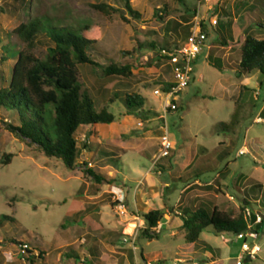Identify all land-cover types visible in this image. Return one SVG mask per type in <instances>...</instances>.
<instances>
[{
    "label": "rangeland",
    "instance_id": "rangeland-1",
    "mask_svg": "<svg viewBox=\"0 0 264 264\" xmlns=\"http://www.w3.org/2000/svg\"><path fill=\"white\" fill-rule=\"evenodd\" d=\"M25 1L24 4L21 0H0V57L7 43L18 50L25 49L17 36L6 39L4 33L34 17L49 16L63 24L90 23L98 27L101 38L90 51L92 59L101 67L111 62L129 65L133 74L129 78L106 77L101 67L79 65V81L94 98L96 109L108 106L115 115L126 110L121 102L125 93L140 95L146 108L152 107L161 113L162 99L153 90L157 82L172 80V76L167 62L156 52L166 44H183L188 37L184 38L183 30L191 26L197 15L204 16L206 21L217 17L218 25L207 31L209 48L198 56L192 81L178 100V110L166 116V127L170 140L175 142L173 148L183 147L194 152L200 149L192 174H197L203 182L217 179L213 185H207L211 189L203 190L206 202L214 200L219 209L237 214L246 200L251 213L264 219V122L258 120H264L263 110L260 111L264 106V75L248 74L237 67L245 36L264 38V0H130L138 16L126 10L124 0ZM100 2L113 6L117 12L103 15L93 8ZM42 39L44 43L33 50L38 57H43L49 45L44 36ZM211 62L222 65L223 69ZM12 64V60L0 63V86L1 76L9 79ZM237 100L243 107L237 129L233 133H216L215 126L230 119ZM156 117L151 115L143 122L134 116L131 118L137 128L146 130L160 123L151 120ZM13 122L12 113L0 108V160L5 153L13 154L8 165L0 166V264H30L18 256V243H28L32 249L46 252L42 259L32 257L36 264H70V260L75 261L74 254L95 264L101 252L115 256L119 264L123 263L121 256L132 262L135 256L139 264H145L141 253L150 264H236L237 258L243 255L241 241L233 234L217 235L211 227L203 230L195 243H187L182 229H171L172 221L182 224L180 214H173L168 223L163 218L158 238L141 237L140 230L136 250L126 244L119 245L122 242L116 233L80 236L81 243L78 232L84 230V214L96 205L80 201L75 207L77 191L85 190V180L89 178L85 173L87 167L81 163L86 162L90 150L94 151L96 161L105 156L94 149L96 144L91 142L89 133L78 131L79 166L70 170L59 159L45 157L10 133L6 125ZM152 142H143L141 148L145 152L131 151L132 157L120 155L112 158L110 164L125 172L131 167L148 169L154 163L151 156L158 151ZM206 167L209 169L205 170ZM121 180L120 172L116 173L112 186L122 189ZM178 196L184 197L183 207L186 196ZM111 205L114 208L113 201ZM102 208L113 214L107 202ZM255 243L260 251L254 258L245 257L244 264H264V227Z\"/></svg>",
    "mask_w": 264,
    "mask_h": 264
},
{
    "label": "trees",
    "instance_id": "trees-1",
    "mask_svg": "<svg viewBox=\"0 0 264 264\" xmlns=\"http://www.w3.org/2000/svg\"><path fill=\"white\" fill-rule=\"evenodd\" d=\"M21 3L25 4L26 1L21 0ZM124 7L132 16H138L130 0H124ZM93 8L105 16L117 12L116 8L104 2L94 4ZM206 23V20L202 21V28L208 31ZM190 27L183 30L184 38L189 35ZM11 35L17 36L25 45V49L18 50L8 43L4 46L0 63L12 60L13 64L10 67L9 79L5 80L1 76L3 84L0 86V108L12 113L14 117V122L6 125L7 130L45 157L57 158L66 168L73 170L79 166L78 159L81 154L77 132L81 127L110 124L120 121L122 117L132 116L143 122L149 120L151 115H158L152 107L146 108L143 97L136 93L124 94L121 102L126 110L118 115L110 112L108 106L95 108L94 98L79 81L78 66L101 67L90 54L101 38L98 27L90 23L72 26L49 16H41L20 23L10 33H4L6 39ZM43 36L49 45L46 46L43 57H38L33 50L38 44L44 43ZM180 45L182 42L174 43L172 46L166 44L156 52L158 57L167 62L170 73L172 66L169 63V53ZM211 64L223 69L222 65L215 62ZM237 67L248 74L260 72L264 75V38L245 36L239 50ZM101 68L106 77L129 78L133 74L129 65L118 66L111 62ZM156 84L163 87L169 85L166 81H159ZM114 97L117 98L118 95L114 94ZM113 101L112 99L111 102ZM242 109L241 103L237 100L230 119L218 123L215 132L233 133L240 124ZM262 112L264 115V109ZM12 157V153L3 154L0 166L8 165ZM171 157L170 154L166 158ZM81 164L87 166L85 162ZM207 169L209 168L206 167L205 170ZM85 173L98 184L110 183L109 179L92 168H86ZM247 205L248 202L243 200L237 214L221 210L217 206L210 210L200 207L194 212L188 208L182 209L179 215L182 220L180 229L185 233V241L195 243L208 227L217 235L236 234L245 230L248 225L245 217ZM164 215V209H154L145 214L143 217L148 228L143 230L142 236L148 239L158 238L159 234L151 232V229L163 221ZM7 218L13 221V218ZM255 220L256 214L252 212L250 222L253 223L254 229L260 232L264 227V219L262 218L260 223H255ZM31 254L32 252L28 251L27 256L23 258L34 264ZM43 255L44 252L40 251L37 258L42 259Z\"/></svg>",
    "mask_w": 264,
    "mask_h": 264
},
{
    "label": "crops",
    "instance_id": "crops-1",
    "mask_svg": "<svg viewBox=\"0 0 264 264\" xmlns=\"http://www.w3.org/2000/svg\"><path fill=\"white\" fill-rule=\"evenodd\" d=\"M242 82L243 81H241V83ZM263 109L264 106L260 111ZM175 112H169L166 115L163 114V111L158 113L156 118L151 119L160 122L156 124L153 129L148 128L143 130L142 128H137L134 119L132 121L131 117H122L120 121H114L110 124H97L91 127H81L78 130L89 133L91 142L96 144L94 149L105 156L104 159H98V161H96L93 158L94 151L90 150L88 153L89 155L86 157V162L85 160L83 161L85 163H92V169L94 171L110 180V183L98 184L89 176L90 181L89 178L88 181L85 180L87 184L85 190L81 191V189H79L77 191L78 195L74 198V202L76 203L75 207L79 205L80 201L92 205L96 204L91 212L84 214L85 227L83 231L78 232L81 243L83 239L80 236L90 235L96 237L102 234L116 233L120 235L119 240L122 242V244L119 245L122 246L126 244L129 248L131 247L129 243H124L123 241L125 235L129 234L132 230V228L128 226L131 218L130 216L124 218L116 216V211L111 205L113 195H117L126 203L129 215L137 214L141 218H144L143 216L151 210L164 209V217L167 218L165 223H168L170 220L172 221L173 214L179 215L182 209L188 208L190 210H196L200 207H205L210 210L214 206H218L214 200L206 202L204 200L205 194L203 193L206 186L213 185L217 179L213 182H203L199 179L197 174H192V168H195L194 163L199 156L200 149L194 152V150H188L183 147L176 149L174 146L170 153L172 156L171 158H161L155 166H150L146 170L131 167L125 172L123 169L118 170L110 164L112 158H120V155L132 157L131 151L138 154L145 152L141 146H143V142L146 140H152V143L156 144L158 147L157 153L151 156V160H153L158 155L161 136L164 133H167L169 136L165 118ZM258 120L261 119L258 118ZM155 133H158V135L155 136ZM172 143L175 145V142L172 141ZM118 172L122 175L120 184L123 187L122 189H116L112 186V182L115 180V175ZM177 194L186 196V203L183 207L182 201L184 197H180ZM224 195L227 196L226 194ZM214 198H216V196H214ZM230 198L232 197L230 196L229 199ZM105 202L110 205L113 214L104 211L102 205ZM79 212L80 210L75 211V216ZM172 223V230L179 229L181 226V224L177 222L172 221ZM161 225L162 222L160 223V226ZM71 234L72 233H70V236ZM40 251L44 252L43 256L47 255L44 250ZM40 251L31 248L32 257H37ZM107 255V253L101 252L100 255L96 256L95 264H119V259H116L113 255ZM74 256L76 262L70 260V264H80L79 261H82L83 264H90L88 262H91L90 259L86 257L81 258L76 254H74ZM157 258L159 257H156V259ZM120 259L123 261L122 264H139L135 256L133 262L129 261L127 258H123V256H121ZM141 259L145 261V264H150L148 258H145L143 253H141ZM34 264H36V262H34Z\"/></svg>",
    "mask_w": 264,
    "mask_h": 264
},
{
    "label": "built area",
    "instance_id": "built-area-1",
    "mask_svg": "<svg viewBox=\"0 0 264 264\" xmlns=\"http://www.w3.org/2000/svg\"><path fill=\"white\" fill-rule=\"evenodd\" d=\"M203 20H205L204 16L199 17L197 15L191 22L189 35L186 41L178 48L169 53V63L172 66L170 73L172 76V80L166 81L169 85L166 87L157 85V87L153 90V94L161 97L162 99V111L164 115L168 114L169 112L177 111L179 107L178 100L182 92L190 85L192 81L198 56L202 51L209 48L207 45V31L202 28ZM206 24L208 28L215 27L216 25H218L217 17H211ZM259 121L264 122V120ZM139 125H141V123H139ZM172 148V141L170 140L168 134L164 133L160 138V148L158 155L154 158L153 166H155L161 158L168 157L171 153ZM241 153L242 151H240V154ZM86 167L91 168L93 167V165L92 163L87 162ZM112 201L114 202V208L117 216H130L131 218L128 226H131L132 230L129 234L125 235L123 241L124 243H129L131 248L133 250H136V239L138 232L140 230L143 231L148 228L146 222L144 218H141L137 214L129 215L126 203L119 197L113 196ZM245 217L248 221L247 228L241 232L233 234L237 240L241 241V251L243 254L242 256L237 258L236 264H244L245 257L249 259L254 258V256L260 251V247L255 243L259 238V232L254 229L253 223L250 222L251 211L248 208L245 210ZM261 219V215L256 214L255 223H260ZM151 232L160 234V224L156 228H152ZM28 251H31V247L28 243L19 244V256H27Z\"/></svg>",
    "mask_w": 264,
    "mask_h": 264
},
{
    "label": "bare ground",
    "instance_id": "bare-ground-1",
    "mask_svg": "<svg viewBox=\"0 0 264 264\" xmlns=\"http://www.w3.org/2000/svg\"><path fill=\"white\" fill-rule=\"evenodd\" d=\"M128 233V232H127Z\"/></svg>",
    "mask_w": 264,
    "mask_h": 264
},
{
    "label": "water",
    "instance_id": "water-1",
    "mask_svg": "<svg viewBox=\"0 0 264 264\" xmlns=\"http://www.w3.org/2000/svg\"><path fill=\"white\" fill-rule=\"evenodd\" d=\"M249 259V258H248Z\"/></svg>",
    "mask_w": 264,
    "mask_h": 264
}]
</instances>
